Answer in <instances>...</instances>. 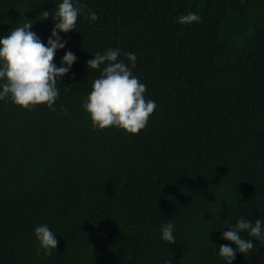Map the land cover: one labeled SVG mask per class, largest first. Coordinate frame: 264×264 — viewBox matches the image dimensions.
Instances as JSON below:
<instances>
[{"label":"trees","instance_id":"trees-1","mask_svg":"<svg viewBox=\"0 0 264 264\" xmlns=\"http://www.w3.org/2000/svg\"><path fill=\"white\" fill-rule=\"evenodd\" d=\"M61 2L0 0V38L31 20L46 44L53 23L40 14ZM80 2L74 32L59 34L53 62L77 60L55 111L0 100V264H224L223 233L264 221V0ZM189 12L201 21L180 25ZM109 48L125 63L135 53L157 105L134 136L93 128L83 109L104 67L87 61ZM169 222L172 245L161 239ZM45 224L58 246L38 256ZM253 243L232 264H264Z\"/></svg>","mask_w":264,"mask_h":264},{"label":"clouds","instance_id":"clouds-1","mask_svg":"<svg viewBox=\"0 0 264 264\" xmlns=\"http://www.w3.org/2000/svg\"><path fill=\"white\" fill-rule=\"evenodd\" d=\"M86 9L87 5L80 0H62L54 11L42 12V21L51 17L53 23L46 44L30 31L34 23L26 19L22 26L14 27L0 38V100L10 98L11 103L22 110L45 105L55 111L54 104L59 98V78L68 74L77 60L71 51H67L59 67L53 62L56 52L67 44L59 34L74 32L78 17ZM87 18L92 23L99 20L94 12H88ZM200 21L201 17L192 12L178 18L180 25ZM124 55L128 63L118 59L121 56L120 49L109 48L103 53L97 52L87 61V69L104 67L93 81L83 109L93 128L104 130L116 127L126 135L134 136L146 127L157 105L155 101L145 99L147 86L133 74L137 56L131 52ZM173 233L172 222L161 226V239L168 245L176 244ZM242 233H247V237L242 236ZM34 238L38 245V256L41 253L50 256L57 249L56 234L46 224L34 228ZM221 238L230 244L220 245L218 255L224 264H232L237 251L244 256L256 248L253 240L264 246V221L257 219L255 223H250L241 218ZM230 245H235V248Z\"/></svg>","mask_w":264,"mask_h":264}]
</instances>
